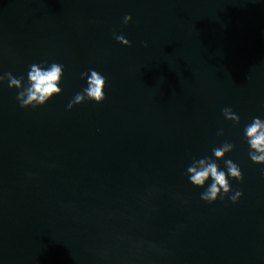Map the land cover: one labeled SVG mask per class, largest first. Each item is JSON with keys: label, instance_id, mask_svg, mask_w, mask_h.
Segmentation results:
<instances>
[{"label": "water", "instance_id": "obj_1", "mask_svg": "<svg viewBox=\"0 0 264 264\" xmlns=\"http://www.w3.org/2000/svg\"><path fill=\"white\" fill-rule=\"evenodd\" d=\"M39 61L64 65L44 106L0 85V264H264L242 137L264 119V0H0V73ZM89 68L105 100L66 109ZM225 141L242 196L209 204L184 173Z\"/></svg>", "mask_w": 264, "mask_h": 264}, {"label": "clouds", "instance_id": "obj_2", "mask_svg": "<svg viewBox=\"0 0 264 264\" xmlns=\"http://www.w3.org/2000/svg\"><path fill=\"white\" fill-rule=\"evenodd\" d=\"M131 15L123 17V23L131 21ZM114 39L124 46H130V41L124 35L113 33ZM64 77V65L56 61L33 62L28 66L25 75L14 76L11 72L0 73V85L7 82L8 88L17 90L16 100L21 108H38L47 104L53 97L62 93L61 84ZM80 78L85 81L73 98L67 103L66 109L71 110L75 105L92 101L101 103L105 100V88L107 78L101 72L89 68L80 73ZM225 120L233 124H240V116L231 107L221 109ZM223 135L221 129L217 133ZM242 137L248 148V158L251 162L264 166V119L254 116L251 121L244 124ZM235 145L231 142H223L211 149V155L200 158L193 157L186 167L185 176L188 182L197 188H202L200 199L212 204L218 199L235 203L242 196V191L233 189L230 180L242 181L243 174L240 166L231 159H227ZM220 162L223 163L221 167ZM261 176H264V167L260 168Z\"/></svg>", "mask_w": 264, "mask_h": 264}]
</instances>
